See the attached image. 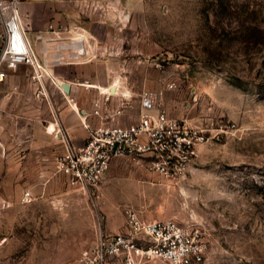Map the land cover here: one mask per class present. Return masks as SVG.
I'll return each mask as SVG.
<instances>
[{
  "label": "rangeland",
  "instance_id": "374dc122",
  "mask_svg": "<svg viewBox=\"0 0 264 264\" xmlns=\"http://www.w3.org/2000/svg\"><path fill=\"white\" fill-rule=\"evenodd\" d=\"M133 1L109 11L116 19L94 10L97 46L113 53L102 58L106 86L134 100L154 94L170 117L204 129L206 142L181 178L151 173L144 161L114 160L96 188L77 191L55 173L53 136L21 137L23 114L5 116L0 264H78L100 232L125 230L127 210L198 228L208 243L203 264H264V0ZM28 68L14 71L0 97L48 120L50 106L36 103L39 83ZM25 191L34 199L27 205Z\"/></svg>",
  "mask_w": 264,
  "mask_h": 264
},
{
  "label": "built area",
  "instance_id": "2783aa9c",
  "mask_svg": "<svg viewBox=\"0 0 264 264\" xmlns=\"http://www.w3.org/2000/svg\"><path fill=\"white\" fill-rule=\"evenodd\" d=\"M18 1L0 0V86L10 72L20 66L29 67L39 83L37 95L46 100L48 95L41 82L47 75V67L80 62L81 58L91 60L98 54H87L90 46L85 48L79 43L76 53L67 58L47 59L44 40L38 34L35 37L41 42V59H38L26 39ZM48 32L55 30L49 26ZM65 47H72V44ZM173 86L170 84L168 88ZM88 88L96 90L97 95L90 100L87 111L77 112L83 117L86 139L79 148L67 146L54 160L55 173L65 178L69 188L77 191L96 188L114 160L144 161L149 172L169 179L186 174L197 158V147L207 140L204 129L170 117L156 96L148 91L134 100L119 86L104 90L93 85ZM133 103L137 105L136 111ZM120 117L130 122L126 125L116 123ZM89 120L97 123L89 124ZM33 200L29 191L20 198L24 205ZM207 252V240L198 228L175 219L142 220L134 211L127 210L125 230L115 234L100 232L94 243L80 254L78 264H149L156 261L203 264Z\"/></svg>",
  "mask_w": 264,
  "mask_h": 264
},
{
  "label": "crops",
  "instance_id": "0c3cea01",
  "mask_svg": "<svg viewBox=\"0 0 264 264\" xmlns=\"http://www.w3.org/2000/svg\"><path fill=\"white\" fill-rule=\"evenodd\" d=\"M133 2V0H19L18 13L20 21L25 30L26 39L38 59H41V42L35 40L38 34L44 40L43 44L46 48L44 55L47 59H55L59 56L67 58L69 55L76 53V45L79 43L83 44L85 48L90 46L86 49L87 54L97 53L98 56L88 61H75L47 67L48 77H44L41 82L48 95L47 99L43 100L40 96L35 95V101L38 106H42L40 105L42 104L41 101L44 105L50 106L48 120L41 119V114L37 112H22L20 109L23 108L22 103L12 97H0V124L5 116L12 115L16 118L23 114V122L18 127L21 137L37 138L39 133L52 135L59 154L63 153L67 146L81 147L87 133L82 125L84 122L83 117L77 112L87 111L90 100L97 95V91L93 90L90 93L91 98L86 101L84 93L86 91L90 92L88 85L96 86L101 90L107 88V79L104 73L108 71L109 67L102 58L105 53L113 54L110 52L111 50L108 51L106 48L103 49L102 46H97L99 39L102 38L96 34L94 29L95 24L100 25V22H96L94 19V10L103 9L108 11L103 13L104 17L108 20L116 19L117 15L109 11L114 10L118 14L129 8V5H132ZM85 10H91L89 12L90 19L86 18ZM101 23L108 26L110 24L107 22ZM49 26L54 28V33L48 32ZM69 43L72 44V47H65ZM102 50H104V54ZM16 75L17 73H14V71L9 73L7 78L9 83L6 85L4 84L6 82H4L0 86L2 92L6 91L8 86L17 79ZM61 84L68 86L67 94L62 93L59 89ZM51 89L55 95L63 100L62 104L56 105L53 103L52 96L48 93ZM133 108L135 111L137 110L135 103H133ZM129 122L130 120L126 117H120L116 120V123L120 125H126ZM43 123H45V126ZM88 123L95 124L97 121L89 120Z\"/></svg>",
  "mask_w": 264,
  "mask_h": 264
},
{
  "label": "water",
  "instance_id": "95a60500",
  "mask_svg": "<svg viewBox=\"0 0 264 264\" xmlns=\"http://www.w3.org/2000/svg\"><path fill=\"white\" fill-rule=\"evenodd\" d=\"M60 88L63 90L64 93H66V94L68 93V86L67 85L61 84Z\"/></svg>",
  "mask_w": 264,
  "mask_h": 264
},
{
  "label": "bare ground",
  "instance_id": "6f19581e",
  "mask_svg": "<svg viewBox=\"0 0 264 264\" xmlns=\"http://www.w3.org/2000/svg\"><path fill=\"white\" fill-rule=\"evenodd\" d=\"M50 130H51V128H50Z\"/></svg>",
  "mask_w": 264,
  "mask_h": 264
}]
</instances>
